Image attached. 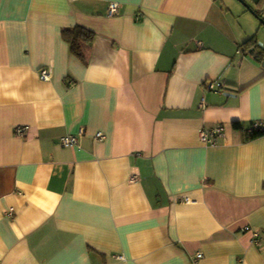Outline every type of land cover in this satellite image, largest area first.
I'll return each instance as SVG.
<instances>
[{
    "label": "crops",
    "instance_id": "crops-1",
    "mask_svg": "<svg viewBox=\"0 0 264 264\" xmlns=\"http://www.w3.org/2000/svg\"><path fill=\"white\" fill-rule=\"evenodd\" d=\"M258 49L223 0H0V264H264Z\"/></svg>",
    "mask_w": 264,
    "mask_h": 264
},
{
    "label": "built area",
    "instance_id": "built-area-1",
    "mask_svg": "<svg viewBox=\"0 0 264 264\" xmlns=\"http://www.w3.org/2000/svg\"><path fill=\"white\" fill-rule=\"evenodd\" d=\"M117 12V5L112 3L109 5L108 7V16L111 17V16H114ZM51 78V71L47 68H42L40 69L39 71V79L42 81V82H46L48 81L49 79ZM218 88H220L221 86L220 85H216ZM212 85L209 86L210 89H212ZM22 128L18 129L17 130V133L20 134L22 132ZM224 126H218V127H215L214 129H211L209 131H203L201 130L199 132V140L202 142V143H210L216 136H221L223 133H224ZM250 131L252 132H256V131H264V124L262 123H254L251 128H250ZM83 135V132L80 131L78 136H82ZM100 139H103V136L101 133H97L96 136H95V140H100ZM60 144L63 146V147H67V148H71V147H74L77 143V137L76 136H73V135H69V136H63L60 138ZM185 202H188L189 200L186 198L184 199ZM253 237H254V242L257 244L258 241H257V238H258V234L255 233L253 234ZM202 258V255L201 254H197L195 256V260L194 261H197L199 259Z\"/></svg>",
    "mask_w": 264,
    "mask_h": 264
},
{
    "label": "trees",
    "instance_id": "trees-1",
    "mask_svg": "<svg viewBox=\"0 0 264 264\" xmlns=\"http://www.w3.org/2000/svg\"><path fill=\"white\" fill-rule=\"evenodd\" d=\"M254 14L258 19H260L258 13H254ZM62 37L66 42H68L70 53L85 62L86 51H87L86 43L88 41L90 42L93 39L94 37L93 33L91 31L86 30L83 27L77 26L72 29L63 30ZM245 45H252L257 47L254 38L246 42ZM257 58L258 59L264 58V53L260 49H258ZM263 134L264 132L261 131L253 132L252 138L261 136Z\"/></svg>",
    "mask_w": 264,
    "mask_h": 264
},
{
    "label": "rangeland",
    "instance_id": "rangeland-1",
    "mask_svg": "<svg viewBox=\"0 0 264 264\" xmlns=\"http://www.w3.org/2000/svg\"><path fill=\"white\" fill-rule=\"evenodd\" d=\"M223 1L225 7H228L232 10H238L241 16L243 14H245L248 17L251 16L260 25L261 23L260 20L255 18L252 15V13L249 11V9L262 11L264 15V0H223ZM261 19H264V17ZM254 34L256 35V38L259 39L260 37H262L263 31L260 30L258 32L255 29Z\"/></svg>",
    "mask_w": 264,
    "mask_h": 264
},
{
    "label": "water",
    "instance_id": "water-1",
    "mask_svg": "<svg viewBox=\"0 0 264 264\" xmlns=\"http://www.w3.org/2000/svg\"><path fill=\"white\" fill-rule=\"evenodd\" d=\"M249 11L252 13V14H254V12H252V10H250L249 9ZM254 16L256 17V15L254 14ZM257 18V17H256ZM260 20V22H263V24H264V21L262 20V19H259Z\"/></svg>",
    "mask_w": 264,
    "mask_h": 264
}]
</instances>
